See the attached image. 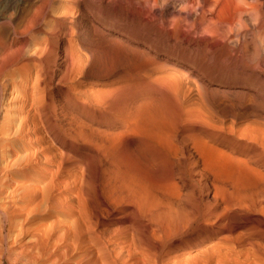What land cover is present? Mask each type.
<instances>
[{"label":"rangeland","instance_id":"1","mask_svg":"<svg viewBox=\"0 0 264 264\" xmlns=\"http://www.w3.org/2000/svg\"><path fill=\"white\" fill-rule=\"evenodd\" d=\"M182 5L0 0V69L18 56L0 96V147L6 154L0 168V264H136L131 254L149 253L143 238L153 236L155 219L170 211L181 220L162 229L179 227L187 234L176 245L192 242L171 253V260L210 264L232 247L229 235L257 228L254 220L263 213L218 190L231 188L223 169L233 160L264 174L257 162L264 155L232 151L236 140L226 135L231 126L264 121V89L250 101L243 94L242 60L203 59L196 44L186 43L193 29L177 14ZM184 77L200 89L192 96L193 121L182 116ZM146 102L167 110L171 141L179 146L187 140L183 153L144 146V131L116 135L124 129L122 109ZM202 126L212 133L205 138L209 149L227 158L194 149L190 138ZM209 157L218 163L212 166ZM120 249L122 260L111 253Z\"/></svg>","mask_w":264,"mask_h":264},{"label":"bare ground","instance_id":"2","mask_svg":"<svg viewBox=\"0 0 264 264\" xmlns=\"http://www.w3.org/2000/svg\"><path fill=\"white\" fill-rule=\"evenodd\" d=\"M181 2L183 5L177 14L182 20L190 22V26L193 29L191 32H186V43L193 42L196 44L198 46L197 54L203 59L212 58L216 61L226 58L230 63L242 60L244 63L242 75L245 84H247V90L243 94L252 102L257 100L261 96L260 92L264 89V0H181ZM165 10L168 15L172 13L169 6H166ZM205 23H208L207 27H203L205 29L200 33V28ZM17 58L18 56L11 61L8 60L0 69L1 97L4 95L2 89L8 87L7 76H9L11 68L17 64ZM199 90L198 85L193 88L188 78L184 77L180 93L182 96V116L186 121H193L192 113L194 109H192V105L195 103L192 96H194V92L199 94ZM84 111L89 117L95 116L94 112L90 110L84 109ZM168 115L166 109L161 106H151L148 102L143 103L140 107L136 106L132 110L123 108L118 117L122 121L124 129L116 133V135L128 133L130 135L133 133L139 135L144 131L149 139L144 146L151 142L152 146L183 153L187 146V140L179 143V146L171 141V137L168 136V131L166 130V128L170 127L167 124ZM100 117H102L101 114ZM202 119L204 121L202 117L198 118V121L200 122ZM68 126L70 127V124ZM67 129L69 130V128ZM77 131L82 135L81 129H77ZM97 132L99 133L100 131L97 130ZM196 132L190 138L196 151L201 154L209 151L211 154L219 156V158H227L224 152L209 149L210 147L205 142V138L212 135L210 129L202 126ZM226 135L227 139L236 140V142L231 141L232 147L230 149L232 151L239 153L251 152L255 155L254 159H259V157L264 155V121L252 120L245 128L241 129L231 126L228 128ZM5 157L4 147H2L0 150V168L4 165ZM213 157H209V162L212 166L214 163H218V159ZM257 162L264 169V162H259V160ZM233 163L234 165L231 167L223 169L224 183L226 186L229 184L231 188L220 187L218 194L226 197L233 192L232 196H235L238 200L247 201L249 204L247 209L264 214V207L262 206L264 200L261 199L264 197V188H261L264 183V174L251 168L245 162L233 160ZM178 214L170 211L155 219L158 224V230L153 233V236L143 238L149 253L140 254L136 252L130 256L138 260L136 264H183L185 258L178 256L171 260V253L179 250L180 247L185 249L192 242L187 241L183 242L184 244L176 245V241L182 242L184 237H187V234L181 231L179 227L172 232L167 231L169 227H176L179 224L181 216ZM254 223L257 228L258 226L264 227V217H258L254 220ZM163 227H167V229H162ZM234 228H237V226ZM257 228H251L246 235H229L227 239L225 237L226 240L233 244L232 247L226 249L224 253H219L218 257L212 261L210 260L209 263L264 264V229L258 230ZM111 253L115 259H124V253L121 249L119 251H111ZM186 261L188 262L189 260Z\"/></svg>","mask_w":264,"mask_h":264}]
</instances>
